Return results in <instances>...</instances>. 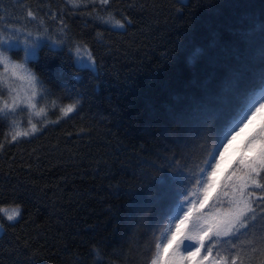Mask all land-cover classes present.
Returning <instances> with one entry per match:
<instances>
[{
    "label": "trees",
    "instance_id": "obj_1",
    "mask_svg": "<svg viewBox=\"0 0 264 264\" xmlns=\"http://www.w3.org/2000/svg\"><path fill=\"white\" fill-rule=\"evenodd\" d=\"M96 10L125 27L87 15L91 4L73 11L66 0H0V27L36 31L44 21L60 39L63 19L69 40L62 54L46 48L27 64L43 82L31 114L39 131L0 149V207L21 209L13 222L0 213V264H138L167 226L166 217L153 221L181 182L176 163L186 173L203 167L218 125L258 91L233 94L224 79L241 50L249 76L264 67V0H110L107 12L97 0ZM75 42L92 51L95 70L79 68L69 52ZM12 58L23 62V53ZM15 86L29 92L27 82ZM77 100L62 117L60 108ZM17 119L29 130L27 109ZM9 131L0 122V141ZM261 215L258 208L256 236Z\"/></svg>",
    "mask_w": 264,
    "mask_h": 264
},
{
    "label": "snow or ice",
    "instance_id": "obj_2",
    "mask_svg": "<svg viewBox=\"0 0 264 264\" xmlns=\"http://www.w3.org/2000/svg\"><path fill=\"white\" fill-rule=\"evenodd\" d=\"M66 3L72 6L73 11L91 4L93 11L87 15L114 28L125 27V23L115 19L111 12L106 17L101 16L96 10L97 0H66ZM98 4L100 11L107 12L110 0H98ZM61 15L58 12L52 19ZM27 17L37 19L31 9L27 11ZM43 25L44 21H40L36 31L27 27L17 28L11 23L0 27V122L8 121L10 129L0 141V149L5 143L18 142L21 137L39 131L32 123L31 114L37 107V97L42 98L43 82L27 64L39 63L40 53L46 48L54 54H62L69 44L63 19H60L58 31L64 38H53ZM21 52L23 62L13 60L12 57L19 56ZM69 52L80 69L95 70V56L86 44L75 42ZM240 56V63L233 66L225 77L224 88L236 95L241 93V89L248 91L253 85L258 91L253 88L245 103L247 100L251 102L246 107L239 103L218 125L203 167L196 165L198 171L188 169L186 173L187 165L176 163L181 182L169 190L159 216L153 221L159 223L166 217L167 226L155 238L154 251L152 245H148L144 251L150 255L138 264H253L254 261L264 264V231L259 236L253 231L258 208L262 214L259 218L264 222V195L257 196L255 191H247L250 186L264 191V183L261 182L264 179V67L255 76H249L243 50ZM260 59L264 62V47L261 48ZM17 81L27 82L29 92L22 96L15 86ZM208 98L212 99L211 96ZM79 104L77 100L61 107V116L75 112ZM56 106L57 102L53 101L52 107ZM25 109L29 112L30 128L21 131L17 117ZM44 112L45 109L40 108L35 115L40 116ZM238 138H243L241 143H236ZM230 149L236 155L230 167L224 170L222 164ZM193 179L195 187L188 191L186 185ZM0 213L6 214L7 221L13 222L21 215V209L18 205L11 210L0 207ZM242 237L246 239L242 240ZM221 249L228 254L221 255Z\"/></svg>",
    "mask_w": 264,
    "mask_h": 264
},
{
    "label": "rangeland",
    "instance_id": "obj_3",
    "mask_svg": "<svg viewBox=\"0 0 264 264\" xmlns=\"http://www.w3.org/2000/svg\"><path fill=\"white\" fill-rule=\"evenodd\" d=\"M256 123H257V126H258V124H259V120H257ZM242 139H243V138H238V140H237L236 143H241V142H242ZM234 155H236V153H235L234 151H231L230 154H229V158H231V162H232V160H233ZM231 162L229 163L228 167H227L225 170H227V169L230 167Z\"/></svg>",
    "mask_w": 264,
    "mask_h": 264
},
{
    "label": "bare ground",
    "instance_id": "obj_4",
    "mask_svg": "<svg viewBox=\"0 0 264 264\" xmlns=\"http://www.w3.org/2000/svg\"><path fill=\"white\" fill-rule=\"evenodd\" d=\"M231 151H233V150H231V149L229 150V153L226 155L225 161L222 164V169H224V170L228 167L229 163L231 162V158H229V154Z\"/></svg>",
    "mask_w": 264,
    "mask_h": 264
}]
</instances>
